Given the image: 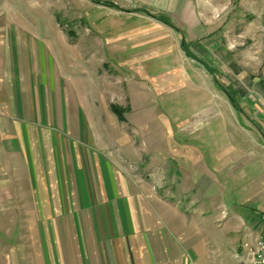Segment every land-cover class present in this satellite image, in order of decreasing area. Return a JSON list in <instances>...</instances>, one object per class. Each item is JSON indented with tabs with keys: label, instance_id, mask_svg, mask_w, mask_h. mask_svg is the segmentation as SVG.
I'll return each instance as SVG.
<instances>
[{
	"label": "crops",
	"instance_id": "1",
	"mask_svg": "<svg viewBox=\"0 0 264 264\" xmlns=\"http://www.w3.org/2000/svg\"><path fill=\"white\" fill-rule=\"evenodd\" d=\"M115 1L111 7L126 12L129 19L109 29L100 25L99 32L110 39L102 51L103 63L123 75L132 94L143 91L141 84L147 83L146 93L158 111L175 102L182 104L178 114L183 122L189 113L208 112L206 101L212 96L204 93V101H198L202 91H191L189 83L216 77L224 73L225 65L233 71L235 62L229 61L224 32L229 18H211L203 0H124L130 9ZM12 33L7 36V29L0 27V206L9 201V194H29L28 200L19 197V201L35 210L70 211L68 224L81 214L78 224L93 231L88 228L85 240L80 238L83 245L74 253V264H238L236 254L246 236L262 228L261 143L247 152L245 144H233L224 131L216 137L213 121L207 127L210 131L204 130L200 137L179 132L174 144L162 141L164 153L157 159L172 157L177 176L188 173L198 188L206 186L208 230L183 235L187 220L179 205L182 188L173 187L171 200L164 189L154 193L123 176L117 150L135 156L132 140L112 132L116 122L109 126V137L103 138L101 131L108 132L103 117H90L104 113L112 119L108 110L83 106L82 138L54 137L58 126L70 130V109L36 104L38 70L30 59L37 52ZM45 89L50 92L46 96L53 95V84ZM130 112L126 109V120ZM219 222L222 226L215 225Z\"/></svg>",
	"mask_w": 264,
	"mask_h": 264
},
{
	"label": "rangeland",
	"instance_id": "2",
	"mask_svg": "<svg viewBox=\"0 0 264 264\" xmlns=\"http://www.w3.org/2000/svg\"><path fill=\"white\" fill-rule=\"evenodd\" d=\"M110 1L0 0V27L7 29V36L13 31L37 52V57L30 59L38 70L36 104L39 107L52 105L70 109V130H62L58 126L54 128V137L68 136L71 141H78L83 131L80 123L84 121V115L79 113L81 107L105 108L112 119L104 113L90 114L96 120L103 117L102 122L108 127V132L101 131V136L107 139L111 131L109 126L116 122V131L112 132H116L119 138L129 136L138 157H130L119 148L118 170L134 186H148L154 193L164 189L167 199L173 200V187H181L179 205L187 220L182 226L183 235L206 234L209 221L207 206H210L204 191L206 186L198 188L188 173L177 176L173 172L172 157L159 161L157 155L164 153V139L174 144L179 132L191 138L200 137L213 121L216 137L220 138L224 131L233 144H245L247 152L260 142L264 156V0H203L211 18L221 21L229 18L224 32L229 40V61H234L235 67L232 71L225 65L224 73L189 83L191 91H202L198 101H204V93L212 97L206 101L210 106L208 112L189 113L184 122L178 114L182 104L175 102L169 104L166 111H158L153 97L146 93L147 83L141 84L143 91L137 90L132 94L123 75L116 74L111 70L114 67L103 63L102 51L110 39L109 35L99 32L100 25L109 29L111 25L115 27L129 19L126 12L111 7L116 6L115 0ZM116 3L130 9L124 0ZM133 19L139 21L141 18ZM51 84L53 95L46 96L48 90L45 87ZM189 104L191 106L193 102ZM113 106L124 111L130 109L127 120L124 114V120H121L114 113ZM145 108L153 111L152 114L142 112ZM40 116L45 117L44 114ZM58 118L61 120V115ZM171 146L172 153L174 147ZM221 188L219 185L217 192ZM29 196L9 194V201H2L0 264H74L77 261L74 253L83 245L80 240H85V235L93 231L92 227L78 224L77 217L82 218L81 214L74 215V224L72 220L68 224L70 211L35 210L23 200L19 201L20 198L28 200ZM194 224L197 226L195 229ZM221 224L215 223L217 226Z\"/></svg>",
	"mask_w": 264,
	"mask_h": 264
},
{
	"label": "built area",
	"instance_id": "3",
	"mask_svg": "<svg viewBox=\"0 0 264 264\" xmlns=\"http://www.w3.org/2000/svg\"><path fill=\"white\" fill-rule=\"evenodd\" d=\"M262 228L256 233H249L236 254L238 264H264V213Z\"/></svg>",
	"mask_w": 264,
	"mask_h": 264
},
{
	"label": "trees",
	"instance_id": "4",
	"mask_svg": "<svg viewBox=\"0 0 264 264\" xmlns=\"http://www.w3.org/2000/svg\"><path fill=\"white\" fill-rule=\"evenodd\" d=\"M112 109H113L114 113H116L120 117L121 120H124L123 114L125 111L123 109L118 108L117 106H113Z\"/></svg>",
	"mask_w": 264,
	"mask_h": 264
},
{
	"label": "water",
	"instance_id": "5",
	"mask_svg": "<svg viewBox=\"0 0 264 264\" xmlns=\"http://www.w3.org/2000/svg\"><path fill=\"white\" fill-rule=\"evenodd\" d=\"M229 97H230L231 101L234 102L233 98L231 96H229Z\"/></svg>",
	"mask_w": 264,
	"mask_h": 264
}]
</instances>
